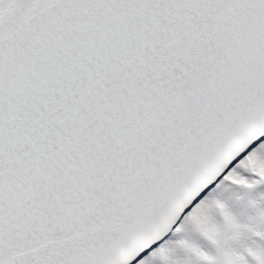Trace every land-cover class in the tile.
<instances>
[{
  "label": "snow or ice",
  "instance_id": "obj_1",
  "mask_svg": "<svg viewBox=\"0 0 264 264\" xmlns=\"http://www.w3.org/2000/svg\"><path fill=\"white\" fill-rule=\"evenodd\" d=\"M262 138L264 0H0V264H264Z\"/></svg>",
  "mask_w": 264,
  "mask_h": 264
},
{
  "label": "rangeland",
  "instance_id": "obj_2",
  "mask_svg": "<svg viewBox=\"0 0 264 264\" xmlns=\"http://www.w3.org/2000/svg\"><path fill=\"white\" fill-rule=\"evenodd\" d=\"M262 139H264V138H262ZM257 191L258 192H264V186H261L260 188H258ZM234 211L241 216L242 220H246L247 215L251 213V210L245 206L244 202H240L238 204H235ZM169 238L175 240L177 237L172 236L171 234H169V237H165V239H169Z\"/></svg>",
  "mask_w": 264,
  "mask_h": 264
}]
</instances>
